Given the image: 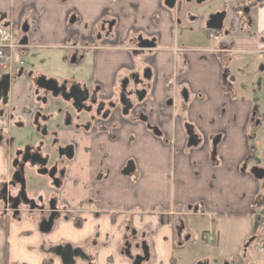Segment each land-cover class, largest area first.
<instances>
[{"label": "crops", "instance_id": "0c3cea01", "mask_svg": "<svg viewBox=\"0 0 264 264\" xmlns=\"http://www.w3.org/2000/svg\"><path fill=\"white\" fill-rule=\"evenodd\" d=\"M163 1L0 0V29L14 26L22 17L30 25L32 38L43 46L38 49L42 51L37 61L28 58L27 52L19 53V60L23 57L30 64V69L24 68L26 72L34 75L59 77L56 71H46V65L58 68L63 64L68 54L61 47L68 37L73 33L88 35L105 15L118 19L121 34L130 28L159 34L154 62L157 78L152 100L146 101L144 111L166 139L164 142L153 137L141 123H130L121 126L114 141L93 137L78 142V161L71 166L69 180L59 196L78 223L72 218L60 219L50 236L39 233L35 218L9 221L5 229L0 224V264H62L50 250L67 244L91 258L76 260L75 264H131L121 247L133 231L150 233L151 264H164L161 259L170 253L172 257L173 243L169 229L163 235L159 223H172L170 218L200 215L235 223L255 216L262 228L264 181H257L250 174L253 166H248L254 157L249 131L255 133L264 127V90L258 86L261 68L255 64L245 66V71L241 68L239 73L247 74L243 80L234 73L237 68L232 62L239 55H264V8L261 19H255L259 27L254 32L233 29L225 43L209 46L193 34L177 33ZM49 52L52 54L47 60L45 53ZM86 56L92 81L110 92L114 73L127 63L126 55L101 52ZM222 65L231 67L233 99L221 86ZM183 85L189 91L187 120L202 138V147L190 151L185 149L186 136L174 108L166 106L175 89ZM30 87V80L22 75L12 89V103L24 116L23 129H30ZM5 123L0 119V128ZM216 138L219 141L212 156V141ZM129 162L134 172L124 176L121 172ZM9 165L10 152L0 146V180L9 177ZM26 180L32 193L40 192L47 184L44 178L35 179L30 174ZM260 229L255 227L254 233L263 236ZM217 235L218 242L221 235ZM158 242L162 245L159 251ZM252 259L254 264H264L261 241L254 247Z\"/></svg>", "mask_w": 264, "mask_h": 264}, {"label": "flooded vegetation", "instance_id": "af4514ba", "mask_svg": "<svg viewBox=\"0 0 264 264\" xmlns=\"http://www.w3.org/2000/svg\"><path fill=\"white\" fill-rule=\"evenodd\" d=\"M208 1L175 0L172 10L167 9L163 1V9L170 13L174 25L173 28H175L177 33L193 34L189 26L197 22L200 26L198 33L206 35L208 41H211L216 46L225 43L233 29L242 32V30L251 31L250 26L252 25L259 27V22L255 19H261V16L258 18L257 15L264 8V0H245L241 3H235L234 0H231L232 6L225 4L221 10L211 12L206 20L194 17L191 13V6L193 4L202 5ZM252 10L255 11L256 15L249 17V13ZM22 13L23 17H26V9ZM245 18H247L248 28H244ZM73 20L71 19L70 23ZM25 23L28 26L26 34L22 33V25ZM3 29H11L14 32L15 40L20 48L15 53L17 66L11 70L0 68V119L6 122L0 128V146L10 152L9 177L6 180H0V224L5 229L9 221H18L21 218L27 220L35 218L39 221V233L47 236L51 234L55 223L60 219L67 220L72 218L74 223H78L76 222L77 217L75 219L74 215L69 216L67 208L59 201L60 193L69 180V170L73 165L78 142L80 143L83 139L93 137H105L110 141H114L121 126L130 123H141L153 137L166 141L163 138L162 131L158 126L151 124L149 116L144 111L146 101L152 100V93L157 78L154 62L156 53L159 51L157 49L159 34L148 33L142 28H130L124 34H121L118 28V19L113 15H105L97 21L88 35L73 33L68 37L67 42L61 49L68 54L64 63L74 67V70L70 76L58 73L59 77H52L34 75L32 72L27 73L22 65L23 63L19 60L20 52L43 48L40 43L32 38L33 33L27 21H24L21 17L17 24ZM198 33L196 34L199 35ZM211 35H219L220 38L213 40ZM24 38H26L27 43L22 46L20 42ZM261 41L264 43V30L261 35ZM101 52L124 53L127 57V63L121 64L114 73L111 91L108 93L103 90V86L100 83L92 81L90 70L87 72L88 77L84 75V70L87 69V65L89 66L88 61L85 60L86 55ZM225 52L231 53L232 51L226 50ZM22 75L29 79L31 83L29 96V105L31 107L27 112L30 130H34L38 136L35 144H25L23 146L16 145L18 142L9 134V130L12 127L20 129L25 127L24 116L21 112H18L17 107L12 103L13 85L16 79ZM40 78H43L44 81L39 82ZM233 79L231 67L222 65L221 83L224 85L223 91L226 96L232 99L230 91L233 86ZM50 82H54L56 86ZM184 91L187 94V101H184L181 96ZM174 94V97L166 101V106L174 108L175 116L182 124L186 136L185 149L187 151L200 149L202 147L201 135L186 117L188 88L183 85L175 89ZM56 110L59 113L57 114L58 117L62 118L63 122L61 126L58 124L55 131H51L49 127L54 117L52 112ZM187 126L191 127L192 134L196 137L198 142L196 147H188ZM154 130H156L157 134L159 133V136L154 134ZM50 132H53L51 134L53 138L52 147L46 149L44 142ZM61 132L70 133V135H62V137ZM59 135L67 139L68 148H64L65 141H60ZM28 148L29 151L26 152ZM215 150L216 147L214 152ZM211 155H215V153L213 154V145ZM254 168L264 171L258 166H253L251 170ZM130 169H132V172L128 175L134 172L131 162L125 165L121 172L122 175L128 176L125 172ZM15 173H21V179L24 183L23 190H21L19 184H15L13 187L12 177ZM28 174L35 179L44 178L47 181V184H43L41 188L40 185H37L41 193H32L28 189L26 180ZM101 175L105 176L104 173H101ZM257 181L262 182L264 178ZM22 194L23 198L21 197ZM257 201L258 198L255 199L254 203ZM16 205V209L13 208ZM52 215L54 217L50 231L41 233L40 230L45 229L43 224L47 223ZM181 219L183 218L179 217L178 223L170 230L173 253L184 250L189 240V236H183L184 231H187L188 227L187 223H184ZM161 224L165 225V223ZM217 236L216 231L204 232L202 239L205 244L214 245L218 243ZM150 238V233L144 235V233L137 234L133 231L123 240L122 255L128 257L131 260V264H136L137 262L139 264H151ZM250 240L252 241L249 242ZM250 240L243 247L242 253L244 257L242 260L245 259L247 249L255 240H257L255 243L261 241V245L264 247V235L259 236L258 233H254ZM68 246L71 247L72 251L79 250L82 256L74 257L73 264H75L76 260H91V258L85 256L81 249L68 244L54 247L50 251L59 257L61 261L60 256L56 254V249ZM208 263V260L204 259L195 264ZM170 264H175L173 257H171Z\"/></svg>", "mask_w": 264, "mask_h": 264}, {"label": "rangeland", "instance_id": "374dc122", "mask_svg": "<svg viewBox=\"0 0 264 264\" xmlns=\"http://www.w3.org/2000/svg\"><path fill=\"white\" fill-rule=\"evenodd\" d=\"M225 4H230L232 6L231 0H209L207 3H204L202 5H196L193 4L191 6V13L193 14L194 17L197 19H208L210 16L211 12L215 10H221L222 7ZM229 6V7H230ZM255 11L252 10L249 13V17H254ZM260 16L262 17L263 14L260 13ZM239 20V18H238ZM245 26L244 28H248L247 25V18L244 20ZM240 24V23H239ZM255 24V23H254ZM190 27L191 32L193 35H195L196 40L200 42H204L206 45L212 46L214 43L211 41H208L206 35H201L199 32L200 26L198 25L197 22L193 23ZM256 25L250 26V29L252 32L256 30ZM198 33L199 35H197ZM240 33V32H239ZM42 50L38 49H32L28 50L27 52V57L28 58H34L37 60L38 56H40V52ZM52 53H45L46 59L50 60V56ZM20 61L23 63V67L25 69H30L29 67V62L24 59L23 57L20 58ZM51 64V61H50ZM49 64V65H50ZM88 64V63H87ZM248 64H255L258 65L259 68V76L262 77L260 78V83L258 84L259 88L261 90H264V55H239L236 56V60L232 62V65L237 68V71L234 72L236 75L239 77V79H243L246 77L247 74L239 73L238 70L241 68H244ZM45 67V66H44ZM48 72L56 71L60 73L61 75L63 74H68L69 76L72 74V71L74 70V67H71L68 63H64L59 65L58 68H55L54 66L50 65L44 68ZM246 70V67L244 68V71ZM243 71V72H244ZM87 72H89V67L87 65V69L84 70V75L85 77H88ZM241 74V75H240ZM53 119L50 123L49 129L52 131L57 128L58 124L63 122L62 118L58 117L57 114L58 111H53ZM60 119V120H59ZM9 134L14 138L16 142H18L16 145H33L37 142L38 136L34 130L28 129H20L16 127H12L9 130ZM53 132H50V135L48 138L45 140L44 147L48 149V147H52V136ZM249 136H250V142H251V151L252 155L254 156L251 158V161L249 162V167L252 166H259V167H264V127L258 128V131L255 133H251L249 131ZM60 141H65V146L64 148H68V141L67 139L62 138L60 135L58 136ZM78 161L77 156H75L73 164H75ZM87 167V166H86ZM68 215L71 216L73 212L67 211ZM80 218V216L78 215ZM217 219V220H216ZM71 220V219H70ZM170 224L165 223V225H162L159 223V226L161 227L160 232L164 235L168 233L171 230V228L175 227V224L178 223V219L170 218L169 219ZM184 223H187V231H184L183 236L187 235L189 236V240L187 242L186 248L182 251H175L172 253V257L175 259V264H195L198 261L201 260H208V264H254V261L252 259L253 257V251L254 247L256 246L257 243L253 242L251 246L247 249V252L245 254V259H243L244 255L242 253L244 245L253 237L254 235V229L255 227L257 230L260 229V223L257 222V218L255 216L249 217L247 219H240L236 220L235 223H228L224 221H219L218 218L216 217H206V216H200V215H195V216H188L184 217L181 219ZM72 221V220H71ZM168 222V221H166ZM220 222V223H219ZM262 228L260 229V232L262 235H264V223H261ZM211 231H216L219 232L221 237L218 239V243L214 245L210 244H205L202 235L204 232H211ZM53 235V234H51ZM50 236V235H47ZM152 237V236H151ZM150 240H152L150 238ZM157 239L153 240V243L156 244ZM158 251L160 249L161 242H158ZM260 243V242H259ZM176 245V243H174ZM171 253L169 254L168 258L164 257L161 260L164 261V264H167L169 259L171 258ZM162 257V256H161Z\"/></svg>", "mask_w": 264, "mask_h": 264}, {"label": "water", "instance_id": "95a60500", "mask_svg": "<svg viewBox=\"0 0 264 264\" xmlns=\"http://www.w3.org/2000/svg\"><path fill=\"white\" fill-rule=\"evenodd\" d=\"M174 4H175V0H164V6L169 9V10H172L174 8ZM28 32V26L27 24H23L22 25V33L26 34ZM27 43V40L26 38H24L21 42H20V45L24 46L26 45ZM43 82L44 79L43 78H40L39 79V82ZM52 83L53 85L56 86V84L54 82H50ZM181 96L183 98L184 101H187V94L186 92H182L181 93ZM37 118V117H36ZM36 120V119H35ZM156 130H154V134L158 135L159 136V133L157 134L155 132ZM186 132H187V135L189 136V141H188V147H196L198 142L196 141V137L192 134V129L191 127H186ZM219 141V138H216L214 141H213V154L215 153L214 152V149L216 147V144L218 143ZM29 151V148L26 149V152ZM132 172V169L130 170H127L125 172V174H129ZM251 175L256 179V180H262L264 178V171H261V170H258V169H252L251 170ZM12 181L14 182L13 183V187L15 184H19L21 186V190H23V180L21 179V173H15L12 177ZM21 197L23 198V194L21 195ZM17 205L14 206L13 208L16 209ZM53 215L50 217L49 221L47 223H44L43 225L45 226V229H41L40 232L41 233H48V231H50L51 229V226L53 224ZM252 240H250L249 242H251ZM56 254L60 256L61 258V261H62V264H73L74 261H73V258L74 257H82L81 254H80V251L79 250H74L72 251L71 247H65V248H57L56 249ZM136 264H139V262H137Z\"/></svg>", "mask_w": 264, "mask_h": 264}, {"label": "built area", "instance_id": "2783aa9c", "mask_svg": "<svg viewBox=\"0 0 264 264\" xmlns=\"http://www.w3.org/2000/svg\"><path fill=\"white\" fill-rule=\"evenodd\" d=\"M20 27L19 25H17ZM213 40H218L219 35H211ZM20 46L15 40L14 32L11 29H0V68L11 70L17 66L15 57L16 50Z\"/></svg>", "mask_w": 264, "mask_h": 264}, {"label": "trees", "instance_id": "16d2710c", "mask_svg": "<svg viewBox=\"0 0 264 264\" xmlns=\"http://www.w3.org/2000/svg\"><path fill=\"white\" fill-rule=\"evenodd\" d=\"M222 88L224 87L223 83H221ZM46 264V263H45Z\"/></svg>", "mask_w": 264, "mask_h": 264}]
</instances>
